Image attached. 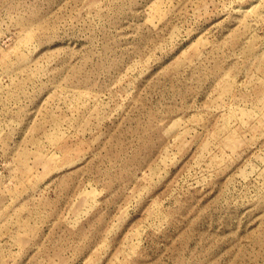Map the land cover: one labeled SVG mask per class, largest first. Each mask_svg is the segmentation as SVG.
<instances>
[{
    "label": "rangeland",
    "instance_id": "rangeland-1",
    "mask_svg": "<svg viewBox=\"0 0 264 264\" xmlns=\"http://www.w3.org/2000/svg\"><path fill=\"white\" fill-rule=\"evenodd\" d=\"M0 264H264V0H0Z\"/></svg>",
    "mask_w": 264,
    "mask_h": 264
}]
</instances>
